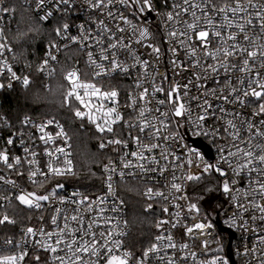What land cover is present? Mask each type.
Returning a JSON list of instances; mask_svg holds the SVG:
<instances>
[{"label":"built area","instance_id":"2783aa9c","mask_svg":"<svg viewBox=\"0 0 264 264\" xmlns=\"http://www.w3.org/2000/svg\"><path fill=\"white\" fill-rule=\"evenodd\" d=\"M24 1L32 7L37 20L41 24H47L57 18V29L60 32L57 34L56 29L55 38L45 46L43 56L38 62L36 70L32 63L20 59L11 45L0 41V45H3L0 48V85H3L1 88H25L33 82L35 75H39L43 85L49 88L57 72L62 52L67 48L77 47L82 52V59L88 70L89 77H84L80 68V61L75 60L73 65L64 73V80L67 83L66 93L69 90V84L65 76L71 71H76L82 81L95 83L103 91L115 90L118 93L116 98L118 104L115 106L124 119L112 126L113 136L109 137L107 141L120 139L127 142V147L120 144L118 153L103 164L102 187L99 192L89 197V201L86 202L87 204L97 201L92 205L90 213H84L85 225L94 217L110 218V223L107 224L104 223V219H99V227L95 228V230L97 232L112 230L113 239L121 241L120 251H129L132 254L130 264H137V261L143 258V253L135 257L128 248L127 239L130 235L131 227L128 222L126 203L118 192V184L127 180H139L145 185L143 196L147 200L159 202L161 205V216L158 223L161 220L168 221L167 224L157 228L152 245L156 244L158 251L150 253L144 264H168L169 259L173 261V264H208V261L218 256L227 258L229 264H232L227 255L228 235L218 231L214 218H203L201 207L193 199L191 192L192 183L198 179L188 180L186 177L190 174L201 178L203 175L217 173L215 170L204 172L205 163L216 164L222 155L219 151L221 147L225 148L223 155H227L229 150L236 151L233 144L238 145L245 151L249 150V138H251V145L253 146L251 150L254 154H261V148L255 146L264 147V137L255 135L254 130L249 132L247 123H255L257 127L264 131V126L258 124V121L264 117H253L251 115L254 106L264 101H256L255 98L244 97L243 91H250L249 82H251V87H256L257 81L264 82V56L260 54L264 51V32L260 30L262 21L256 15L257 12L264 15V8H252L247 5L246 0H239L245 11L235 14L227 12L228 18L232 21V26L228 27L224 20L225 13L219 12L218 9L224 7L225 4L230 7H236V0H212L216 10H213L211 6L204 7V0H191L192 3L202 5L201 9L195 10L196 15L201 19L197 21V28L192 30L187 28V23H192L194 20L191 15L192 9L187 14H181L180 19L184 21L183 23L167 20V13L174 11L172 4L181 2V0H167V3H165V0H152L155 11L147 12L143 15L138 12L137 8L123 5L119 3V0H113L111 5L99 9L92 8L88 0H69L68 4L58 3V0H45L43 5L39 7L37 6L38 0ZM253 3L258 6L264 5V2L261 1L253 0ZM0 6L8 8L5 0H0ZM8 9V12H2L3 24L10 23L13 18V11L10 8ZM109 11L113 13L116 19L108 16ZM49 12H51V15H48ZM205 12L208 14L207 17L204 15ZM120 13H123L132 24L136 25L135 32H133L130 25L123 24L119 19ZM44 17L47 18L45 19ZM208 19L212 21V24L206 23ZM101 20L111 29L110 32L104 31V25L99 23ZM246 20H252V25L246 24ZM65 24L68 25L67 29L64 28ZM239 24H245L244 33L240 32L237 27ZM117 25L125 28V32H118L116 30ZM144 28L148 29V36L142 38L139 32ZM171 30H177L178 33L187 32L188 35H178L173 38L168 35ZM199 30L209 32L208 40L210 43L207 49L209 51H215L218 47L238 45V49L245 48L248 51H255L257 55L250 58L247 57L246 52L240 53L237 49L236 56L231 59L229 68L225 71L223 67L219 66V61H214L211 57L204 56L205 49L195 36V32ZM217 30L221 32L220 37L214 34ZM245 34L248 35L249 40L244 39ZM230 35H234L236 39H228ZM73 37L76 39L73 40ZM85 37L88 38L85 39ZM119 37L124 38L123 43L131 44V51L119 45L115 49L108 47L109 43H117ZM137 40L140 43H136ZM181 40L184 41V44L180 43ZM148 44L158 47L160 49L159 54L152 53L151 49L147 47ZM172 48L176 49L175 53L171 51ZM193 48L196 49L195 54H192ZM89 52L92 53V60L95 63L89 60ZM133 53L139 56L141 63H136ZM102 54L108 55L109 59H101ZM53 56L55 59H52ZM245 58L249 59L247 70L240 71L239 69L245 67L243 65V59ZM112 59H116L123 67H128L129 71L127 73L120 69L113 71ZM220 59H223V57ZM144 60L148 61L146 67L142 63ZM198 61L200 65L204 66L216 64L218 72L212 73L211 70L207 73L203 72L201 67L197 66ZM96 64L102 65L104 69V72L99 76L95 75L101 71L96 67ZM134 64L135 67H133ZM232 65H235V67H232ZM9 68H11V72H9ZM12 72L16 74L15 78L12 76ZM197 76H207V79H197ZM24 77L28 78L29 83L27 85L23 83ZM117 77L123 80L119 83L110 84V80ZM228 79L231 80L232 86L237 89L236 92H231V89L226 87L225 82ZM102 80L105 83H100ZM240 80H243L244 83L241 84ZM137 84H139V87H137ZM175 84L181 86L180 92L186 108L185 114L181 117L171 115L170 105L167 102L158 104L160 100L166 101V93L170 85ZM186 84L188 85L187 89L183 87ZM154 86L163 87L164 92H156L154 95H150L147 98V102L138 99L144 88H148L151 94ZM210 89L216 90L215 96L209 94ZM221 89H224L223 95L229 96L228 101L217 98L221 96ZM257 90L259 91L260 89L257 88ZM185 91L188 93L187 96H183ZM237 96L244 101L243 104L236 99ZM133 99H136L137 103L129 106ZM205 99H208L212 104V107L208 109L210 115H207L204 121H198V116L205 115L204 109L207 107V105L203 104ZM72 102L78 105V102L74 99L71 100ZM93 102L99 103L95 101V98H93ZM104 104L107 107L113 106L110 101H104ZM145 107L150 109V111H145L144 116L141 117L140 109ZM157 108H159V111H156ZM83 110L87 111L86 109ZM164 112L169 113L167 118L161 116V113ZM84 119L88 124L96 128L95 124L90 123L87 118ZM49 120H52L53 123L48 124ZM160 120H164L167 128L160 124ZM228 121H232L236 128H232ZM145 123H150L154 127H146L145 131L141 132L140 127ZM40 126L44 127L43 133L40 131ZM121 126L123 131L118 132L117 129ZM156 128L160 129V138L151 135ZM61 129L65 134L64 136L57 135ZM236 129H240V136L245 141L244 143H241L239 139L233 140L229 135V133H235ZM196 132L201 134L195 135L194 133ZM45 133L52 135V142L45 144L40 139ZM177 133L178 135H174ZM205 133L207 134L205 135ZM166 136L169 139H163ZM133 137H139V143ZM198 138H203L205 143L211 144L214 154L213 160L208 159L204 150L192 142ZM9 139L13 141L12 144H8ZM103 144L107 145L106 143ZM151 144H158L159 147L151 151L143 150V154L146 157L145 160H138L137 157L131 155L132 152L142 150V145ZM56 147H63L65 153L68 154L67 157L63 154L55 153ZM25 148L28 149L27 152H25ZM189 148L200 152L204 157L203 161L198 160L194 153L189 152ZM45 149L54 152V155L59 157L58 160H54L55 167H65L64 160L67 158L72 161V169L76 173L72 141L60 120L54 117L40 118L25 115L18 122H15L1 110L0 101V152L6 151L9 157L8 162L13 165L12 168H9L8 164L0 160V177H3V179H0V207H7L17 200V195L21 193L36 192L40 195H48L57 183L64 185L63 188L55 189L57 193L55 197H50L48 201H41V208L37 209L34 206L29 207L26 205L35 212V215L29 220L27 225L20 227L17 237L7 238L1 243L0 247H4L9 251L5 256L19 255L22 251L28 253L20 264H54L53 255L65 254L64 252L53 254L41 247L37 241L45 242L46 237L39 235V229L43 227L47 232L56 228L55 225L51 224L52 216L57 215L56 208L62 210L58 217V224L63 226V215L70 216L74 214L73 209L77 207L76 204L68 201H79L85 196L79 189L68 185L67 182H62L63 179L71 178L74 175L52 178L44 181L43 186L32 183L33 179L40 181L43 180V177L37 173L36 177L30 178L29 174L36 171L37 168L47 172L48 161L53 159L46 155ZM32 153H35V156ZM125 153L129 155L125 156ZM161 153L167 155L168 159L165 160ZM16 157L20 158L19 164L15 162ZM122 157L124 162L132 161L133 166L124 168ZM153 158L158 160L159 163H151ZM33 160L37 161V163H29ZM189 160H192L191 164L188 163ZM228 160L232 162L231 168L227 163H220V167L227 171L228 175L221 176L217 173L221 177L220 192L222 203L218 210L220 221L225 227L239 233L241 236L240 240L233 239L232 241V252L235 260H240V263L237 261L238 264H264V240H262V237H264V221L259 220V216L262 213L252 207L254 202L264 204V197L260 195L258 184L256 183L260 178L258 169L262 166L254 161L249 167L257 170L250 172L248 168H243L237 176L234 169L241 164H246L247 158H244L243 154L240 153L236 157L229 156ZM140 164L144 165V170L139 167ZM105 165H108L109 168L114 167L116 171L106 172L104 170ZM148 169H155V171ZM121 171L124 172L123 177L119 175ZM109 175L112 176L111 181H108ZM226 179L230 183V188L233 189L228 193L223 191V182ZM233 179L237 181L235 185L231 184ZM55 181L57 182L54 183ZM109 182L112 184L111 192L108 189ZM173 183L181 185L180 191L172 188ZM149 188L153 190L151 196L146 195ZM156 192H161L163 195L157 196L155 195ZM73 193H79V195H73ZM182 197H186V199ZM61 198L65 200V203H60ZM99 198H103L104 202L99 203ZM86 204L79 207H86ZM190 204H196L199 211H189ZM241 204L245 205L248 210L245 211L241 208L239 206ZM101 208L104 209L103 213L100 212ZM113 208L116 211H112ZM164 208H167L168 212H164ZM5 215L12 221L8 212L5 211L3 217ZM253 215L257 217L256 220L251 219ZM196 223H210L212 227L206 228L201 232L194 228ZM73 226L75 225L73 224ZM29 227L37 230L36 236L26 235V230ZM189 227L193 228L191 234L186 231ZM158 235H162L165 239L157 241L156 237ZM169 235L172 236V241L167 240ZM54 239L47 242L53 243ZM9 240L12 241L11 244L7 243ZM204 241L208 242L207 248L204 247ZM169 243H174L176 247H168ZM184 244H187L188 247L181 248L180 246ZM192 253L196 254L195 257H193ZM42 256H46V263L43 261ZM36 257H39V260ZM161 257L164 259H161Z\"/></svg>","mask_w":264,"mask_h":264},{"label":"snow or ice","instance_id":"6c2138e0","mask_svg":"<svg viewBox=\"0 0 264 264\" xmlns=\"http://www.w3.org/2000/svg\"><path fill=\"white\" fill-rule=\"evenodd\" d=\"M45 2V0H38V7L43 5V3ZM88 2L90 3L92 8H96L99 9L101 7H107L108 5H111L113 3V0H88ZM58 3H64V4H68L69 0H58ZM119 3L123 4V5H127L128 7H134L137 8L138 12L140 14H145L147 12H152L155 11L153 4H152V0H119ZM165 3H167V0H165ZM246 3L248 6L252 7V8H256V7H260V8H264V5H257L253 3V0H246ZM204 7H209L211 6L213 8V10L215 9V6L212 4V0H204ZM202 5L199 3H192L191 0H181V2L178 3H173L172 4V8L174 11L172 12H168L167 13V20L168 21H176L178 23H183L184 21L181 20V14H187L189 12L190 9H192L191 15L194 17V20L192 23H187V28L188 29H192L195 30L197 28V21H199L201 18L199 16L196 15V9H201ZM9 9L6 7H2L0 6V12H8ZM219 12L221 13H225L224 16V20L227 23L228 27L232 26V21L228 18L227 16V12H231L233 14L237 13V12H241V11H245V8L242 7L239 3V0H236V7H230L228 4H225L224 7L219 8L218 9ZM48 15H51V12L48 13ZM204 15L207 17V13L205 12ZM256 15L260 18V20L262 21L260 24V30L262 32H264V15H261L260 12H257ZM108 16L111 17L112 19H116V17L113 15V13L111 11L108 12ZM45 19L47 17H44ZM119 19L123 22V24L126 25H130L133 32L136 31V25L132 24V22L123 15V13H120L119 15ZM146 22H147V18H146ZM101 25H104V31L105 32H110L111 29H109L107 27V25H105V22L103 20H101L99 22ZM206 23L208 24H212V21L210 19H208L206 21ZM246 24L248 25H252V20H246L245 21ZM223 26V25H222ZM237 27L240 29V32L244 33L245 32V24H239L237 25ZM64 28L67 29L68 25L65 24ZM116 30L118 32H125V28L120 27L119 25H117ZM60 30L57 29V34H59ZM140 37L144 38L148 36V29L144 28L142 30H140L139 32ZM215 36L220 37L221 36V32L219 30L215 31ZM168 35L170 37H177L179 36H187L188 33L187 32H179L177 30H171L168 32ZM195 36L196 39L198 41H200L201 46L205 49L204 51V56L206 57H211L212 60L214 61H219V66L223 67L225 69V71L228 70L229 68V64L231 62V59L233 57L236 56L237 54V49H238V45H231L228 47H223V48H216L215 51H209L208 49V44L210 43V41L208 40L209 37V32L205 31V30H199L195 32ZM88 37H85V39H87ZM73 40H75L76 38L73 37ZM123 37H119L117 39V43H109L108 47L115 49L117 48V46L119 45L120 47L123 48H128L131 51V44H125L123 43ZM189 39H191V37H189ZM228 39L231 40H235L236 37L234 35H230L228 37ZM244 39L245 40H249L250 38L248 37L247 34L244 35ZM136 43H140L139 40L136 41ZM181 44H184V41L181 40L180 41ZM3 45H0V48H2ZM53 47H55V45H53ZM148 48L151 49L152 53H157L159 54L160 49L158 47L153 46L152 44H148L147 45ZM240 53H247V57H255L257 55V53L255 51H248L245 48H239L238 49ZM171 51H173V53L176 52L175 48H172ZM196 49L193 48L192 49V54H195ZM261 56H264V51H262ZM89 60L92 63H95L94 60H92V53L89 52ZM221 57H223V59H220ZM133 58L135 59L136 63H141L139 56H136L133 53ZM52 59H55V57L53 56ZM101 59L103 60H108L109 56L108 55H104L102 54ZM158 59V56H157ZM45 63H47V61H45ZM143 65L146 67L148 64L147 60H144ZM173 63H175V61H173ZM249 64V59L245 58L243 59V65L245 66L244 68L239 69L240 71H245L247 70V66ZM111 65H112V70H116V69H120L121 71L127 73L129 71L128 67H123L119 62H117L116 59H112L111 60ZM197 66H200L202 71L207 73L209 70H211L212 73H217L218 72V67L216 64H208L207 66L204 65H200L199 61L197 62ZM96 67L99 68L101 71L97 72L95 75L99 76L101 75L102 72H104V69L102 67V65L100 64H96ZM133 67H135V64L133 65ZM177 67H179V65H177ZM232 67H235V65H232ZM9 72H11V68L8 69ZM147 74V73H146ZM12 76L15 78L16 74L14 72H12ZM207 79V76L205 77H200L197 76V79ZM65 79L68 81L69 84V90L67 91V93L65 94V103L69 104L71 106V100L74 99L75 101L78 102L77 107H75L74 113L76 115V117L80 118V119H84L87 118L89 120L90 123L95 124L97 131L103 133L105 131L107 132H113V125L116 124L117 122L123 120V116L122 114L118 111V108L115 106L118 104L117 101V96L118 93L115 90H111V91H103L101 88L97 87L95 83H88V82H84L80 79V76L78 75V73L76 71H71L68 72L67 75L65 76ZM165 79H167V77H165ZM213 82H215V80H213ZM241 84L244 83L243 80L239 81ZM23 83L25 85H27L29 83L28 78L24 77L23 79ZM191 83V81H190ZM226 87L231 89V92H236L237 89L235 87L232 86V82L230 79L226 80L225 82ZM10 86V85H9ZM0 87H3V85H0ZM137 87H139V84H137ZM183 87L185 89H187L188 85H183ZM249 87H250V91L245 90L243 91V96L244 97H252L255 98L256 101H264V82H260L257 81L256 82V87H251V82H249ZM257 88H259L260 90L258 91ZM181 86L179 84H175V85H170L169 90L166 93V101L165 100H160L158 101V104H164L165 102H167L170 105V112L171 115L174 117H181L185 114L186 112V108H185V103L183 102V97L181 96V92H180ZM156 92H164L163 87H153L152 93H149V89L148 88H144L143 91L139 94L138 99L139 100H143L147 102V98L150 95H154ZM224 89H221V96L217 97V98H222L224 101H228L229 100V96L228 95H223ZM187 91H185L183 93V96H187ZM209 94L215 96L216 95V90L215 89H210ZM93 98H95V101H98L99 103H94L93 102ZM237 100H240L241 104L244 103L243 100H241V98L239 96L236 97ZM104 101H110L112 103L113 106L111 107H107L104 104ZM137 103L136 99H133L131 102V105H135ZM249 103H251V101H249ZM204 105H207V107L204 109L205 115H200L198 116L197 120L198 121H204L206 119L207 115H210V113L208 112V109H210L212 107V104L208 101V99H205L203 102ZM83 109H86L87 111H84ZM223 111V109H221ZM145 111H150V109L145 108H141L140 109V116L143 117ZM156 111H159V108L156 109ZM169 115L168 112H164L161 113V116L167 118ZM251 115L253 117H264V102H260L258 104H256L253 108V111L251 113ZM53 121L49 120L48 124H52ZM160 124L163 125L164 128H167V124L164 123V120H160ZM228 124L232 126V128H236V126L232 123V121H228ZM258 124L261 126H264V118L260 119L258 121ZM59 127V125H57ZM198 126V125H196ZM129 127H131V125H129ZM146 127H154V125H151L150 123H145L142 127H140V131L144 132ZM247 130L249 132H252L253 130L255 131V135L257 136H262L264 137V131L261 130L260 127H257L255 123L252 122H248L247 123ZM40 131L43 133L44 132V127L40 126ZM227 131V130H225ZM159 133H160V129L156 128L155 132L152 133L151 135H154L156 138H160L159 137ZM195 135H200V132H196L194 133ZM207 133H205L206 135ZM58 136H64L65 134L63 133V130L61 129V131L59 133H57ZM174 135H178L174 134ZM229 135L231 136V138L233 140H237L239 139L241 141V143H244L245 141L243 140V138L240 136V129H236L235 133H229ZM40 139L42 141H44L45 144H48L50 142L53 141V137L52 135L45 133L44 135H42L40 137ZM133 139L139 143V137H133ZM163 139L167 140L169 139V137H163ZM182 139V137H181ZM13 141L11 139L8 140V144H12ZM108 144H114V145H120L123 144L125 147H127V142L126 141H122L120 139H113V140H109ZM249 144V150L245 151L243 148H240L238 145L233 144V147L236 148V151H227V155H223V153L225 152V148L221 147L219 149V151L222 153L221 157L219 158V160L217 161L216 164H211V163H205L203 171L204 172H209L210 170H215L217 173H219L221 176H227L228 173L227 171H225L223 168L220 167V163H227L229 165V167H232V162L230 160H228V157H236L238 156V154L242 153L244 158H247V163L246 164H241L239 165L236 169H234L235 174L238 176L240 173V170L243 168H248V170L251 172L253 170H257V169H253L250 168L249 165H252L254 161L258 162L259 165H261L262 167L258 169L259 173H260V178L256 181V183L258 184V188H259V193L262 197H264V147L260 146V145H256L255 147L261 148V154L256 155L254 154V152L251 150L252 149V145H251V138H249L248 141ZM101 148L105 147V144H101L100 145ZM159 147L158 144H151V145H142V150L140 151H135L132 152L131 155L134 157H137L138 160H145L146 157L143 154V150H147V151H151L152 149H155ZM28 149L25 148V152H27ZM189 152H192L195 154L196 158L200 161H203L204 157L203 155L196 151L195 149H188ZM55 153L58 154H63L65 157H67V153H65V150L63 147H56L54 150ZM54 152L52 151H48L47 149H45V153L47 156L53 158L50 159L48 161L47 164V172L37 168L36 171L31 172L30 178L32 177H36L37 173H39V175L41 177H43V180L37 181L35 179L32 180V183L34 184H39L40 186H43L44 181L50 180L52 178L55 177H61V176H65V175H75V173L73 172L72 169V161L65 158L64 160V165L65 167L61 168V167H55L54 166V160H58L59 157L54 155ZM33 156H35V153H32ZM129 155L128 153H125V156ZM161 155L163 156V158L165 160L168 159V156L165 155L164 153H161ZM0 160H3L6 164H8L9 168H12V164L9 163V157L6 153V151L4 152H0ZM122 163H123V167L124 168H129L132 167V161H127L124 162V158H121ZM15 162L17 164L20 163V158L16 157L15 158ZM29 163L31 164H35L37 163V161L33 160L30 161ZM111 163V162H110ZM151 163H159L158 160H156L155 158H153L151 160ZM189 164L192 163V160L188 161ZM139 167L144 170V165L140 164ZM106 172H115L116 169L113 168H109L108 165H105V169ZM150 171H155V169H148ZM119 175L121 177L124 176V172L121 171L119 173ZM188 180H194V179H199L198 176H193V175H187L186 177ZM0 179H3V177H0ZM112 176L109 175L108 176V181H111ZM175 179V177H174ZM237 183V181L235 179H233L231 181V184L235 185ZM251 183V181H250ZM64 185L62 183H57L55 188L52 190V192L48 195H40L37 194L36 192H26V193H21L19 195H17L16 199L19 200L22 204L28 205L29 207H35L37 209L41 208V201H48L50 199V197H55L57 195L56 190L57 188H63ZM172 188L176 189L177 191H180L181 189V185L173 183L172 184ZM108 189L111 192L112 190V184L109 182L108 183ZM233 189L230 188V183L229 181L226 179L223 182V191L225 193H228L230 191H232ZM153 194V190L151 188H149L147 190L146 195L151 196ZM73 195H79V193H73ZM155 195L157 196H162L163 193L161 192H156ZM245 195H247V193H245ZM183 199H186V197H182ZM165 199H167V197H165ZM89 201V197L84 196L81 200L79 201H75V200H69V203H73L76 204L77 207L75 209H73L74 214L72 215H63L62 219H63V226H60L58 224V217L61 214V209L60 208H56L55 211L57 213V215L52 216L51 218V224L55 225L56 228L52 231H45L43 227H41L39 229V235L42 237H46V241L45 242H40L37 241L38 244H40L41 247H43L45 250L50 251L53 254H56L58 252H64V255H53L52 259L54 261V264H130V260L132 257V254L127 251H120L121 249V241L120 240H116L113 239V231L112 230H107V231H99L97 232L95 230V228L99 227V223L98 220L99 219H104V223H110V218H103V217H94L92 218L86 225H85V215L84 213H90L92 211V205L94 203H96L97 201H92L91 203H87L86 202ZM104 200L103 198H99V203H103ZM60 203H65V200L63 198L60 199ZM252 203V202H250ZM86 207H79L80 205H85ZM241 208H243L245 211H247L248 209L245 207V205L241 204L239 205ZM151 207V205H149V208ZM177 207H179L177 205ZM252 207L255 209H258L260 213H262V215L259 216V220L264 221V204H261L259 202H254L252 203ZM199 211V209L197 208L196 204H190L189 205V211ZM104 209H100V212L103 213ZM112 211H116L115 208L112 209ZM164 212H168L167 208L163 209ZM177 215H179V213H177ZM41 219H43V217H41ZM252 220H256L257 217L255 215H253L251 217ZM5 222H12L9 220L8 216H4L3 219H0V224H3ZM168 221L167 220H161L158 224H157V228L162 227L164 224H167ZM233 223H235V221H233ZM73 224L75 226H73ZM173 227H175V225H173ZM212 224H205V223H196L194 225L195 229L200 230L201 232L204 231V229L206 228H211ZM187 233L191 234L193 232V228L189 227L187 228ZM26 235H31V236H36L37 235V230L33 229L31 227H29L26 230ZM54 239L53 243H49L47 241H52ZM165 239V237H163L162 235H158L156 237L157 241H161ZM168 241H172V236L169 235L167 237ZM262 240H264V237H262ZM7 243L11 244L12 241L9 240L7 241ZM204 247L207 248L208 242L204 241ZM168 247H172L175 248L176 245L174 243H169ZM181 248H187V244L181 245ZM158 251V247L156 244H153L150 248H148L146 251L143 252V258L139 259L137 261V264H144V261L149 257L150 253H155ZM28 253L26 251H22L19 255H8V256H2L0 257V264H20L21 261H23L25 259V256H27ZM193 257H195V253H192ZM94 258V259H93ZM37 260H39V257H36ZM161 259H164L163 257H161ZM168 264H173V261L171 259L168 260ZM208 264H229V261L227 258L225 257H216L210 261H208Z\"/></svg>","mask_w":264,"mask_h":264},{"label":"trees","instance_id":"16d2710c","mask_svg":"<svg viewBox=\"0 0 264 264\" xmlns=\"http://www.w3.org/2000/svg\"><path fill=\"white\" fill-rule=\"evenodd\" d=\"M6 6L13 11L11 24H3V13L0 12V41L11 45L16 54L23 61L32 63L37 68L43 56L45 46L55 38L58 19L55 18L47 24H41L32 9L24 0H5ZM264 2V0H255ZM75 60L80 61V68L84 77L89 73L82 59V52L77 47L65 49L57 66V72L49 88L45 87L39 75H35L33 82L25 88L5 89L0 87L1 110L12 120L18 122L25 115L33 117H54L60 120L68 132L72 145L76 167L73 177L63 179L68 185L79 189L83 195L91 197L102 187V166L112 159L119 151V145L108 144L107 139L113 132H99L87 123L85 119L76 117L74 102L65 103L67 83L64 73L73 65ZM122 78H113L110 84L119 83ZM100 83H105L104 80ZM118 132L123 131L122 126ZM115 133V132H114ZM102 143L107 145L100 147ZM55 181L54 183H56ZM221 177L217 173L203 175L191 185L193 199L200 205L203 218L213 219L221 207L222 197L220 192ZM145 185L139 180H127L118 184V192L124 199L128 222L131 232L128 237V248L135 257L141 255L152 245L157 233L159 216L150 212L157 207L159 202L147 200L143 196ZM149 205L151 207L149 208ZM8 212L12 222L0 224V245L7 238L17 237L20 227L27 225L35 212L15 200L5 208L0 207V219L3 213ZM9 251L0 247V257ZM41 255V254H40ZM46 263V256H42ZM240 263V260L237 259Z\"/></svg>","mask_w":264,"mask_h":264},{"label":"water","instance_id":"95a60500","mask_svg":"<svg viewBox=\"0 0 264 264\" xmlns=\"http://www.w3.org/2000/svg\"><path fill=\"white\" fill-rule=\"evenodd\" d=\"M192 142L204 150L208 159H210V160L214 159L213 149H212V146L210 143H205L203 141V138L194 139ZM150 212L154 213L155 215H157L159 217L161 216V209L160 208L153 207L150 209ZM214 222H215L217 229L220 233H226L228 235L227 255L230 258L232 264H238L237 261L235 260L233 252H232V241H233V239L240 240L241 239L240 234L230 230L229 228L225 227L221 223L220 218H219V212H217L215 214Z\"/></svg>","mask_w":264,"mask_h":264},{"label":"rangeland","instance_id":"374dc122","mask_svg":"<svg viewBox=\"0 0 264 264\" xmlns=\"http://www.w3.org/2000/svg\"><path fill=\"white\" fill-rule=\"evenodd\" d=\"M66 93V92H65ZM3 215H4V213H3Z\"/></svg>","mask_w":264,"mask_h":264}]
</instances>
